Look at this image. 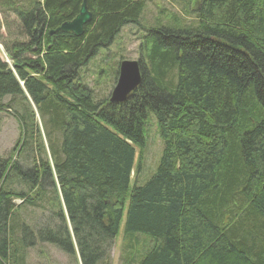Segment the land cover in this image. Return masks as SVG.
I'll use <instances>...</instances> for the list:
<instances>
[{
	"label": "trees",
	"instance_id": "16d2710c",
	"mask_svg": "<svg viewBox=\"0 0 264 264\" xmlns=\"http://www.w3.org/2000/svg\"><path fill=\"white\" fill-rule=\"evenodd\" d=\"M17 1L0 0L18 21L1 24L0 112L20 128L0 155V264H29L40 245L102 264L122 225V264H264V0H199L194 25L149 30L122 104L95 102L81 70L140 25L145 0H86L82 37L50 33L83 0ZM150 113L163 151L131 189Z\"/></svg>",
	"mask_w": 264,
	"mask_h": 264
},
{
	"label": "rangeland",
	"instance_id": "374dc122",
	"mask_svg": "<svg viewBox=\"0 0 264 264\" xmlns=\"http://www.w3.org/2000/svg\"><path fill=\"white\" fill-rule=\"evenodd\" d=\"M17 5L21 3L13 0ZM191 0H145V10L140 20L139 26H126L112 46L107 49H101L97 57L92 60L87 67L82 68L81 77L82 83L87 85L94 92V101L98 102L105 98L111 97V93L115 88L119 75V68L122 61H139L145 57L146 39L149 30H155L159 26H166L167 24H185L194 25L196 22L195 14L198 9L190 8ZM189 14H186L190 10ZM12 11H7L0 7V33L7 40V32L5 28H1V24L5 26L11 23L17 25V18ZM38 30V27H36ZM1 57L5 59L3 54L4 48L0 40ZM11 98H6L4 102L7 104ZM10 112H0V155L3 158L14 155L15 148L18 145L20 137V128L18 122ZM39 118V117H38ZM43 124L41 123V126ZM43 132V130H42ZM146 147L141 158H139L140 150L136 151V166L132 175L131 189L135 185L143 186L155 173L157 165L163 151V141L161 140L157 128L156 118L154 114L150 113L145 126ZM46 142V138L44 140ZM13 160V157H12ZM15 160L27 165L25 155L16 157ZM26 162V163H25ZM141 164V170L138 173L137 164ZM20 204V201H17ZM28 214L26 218H34L32 224H40L42 220L40 212L35 209L27 208ZM124 225L117 239L108 253V258L102 264H122L124 245L127 243L124 236ZM144 237L141 235L140 241ZM143 242H139L141 246ZM139 247V246H138ZM44 250V255L41 251ZM42 257V258H41ZM29 264H75L73 259L69 258L57 248L50 245H40L32 250L29 255Z\"/></svg>",
	"mask_w": 264,
	"mask_h": 264
},
{
	"label": "water",
	"instance_id": "95a60500",
	"mask_svg": "<svg viewBox=\"0 0 264 264\" xmlns=\"http://www.w3.org/2000/svg\"><path fill=\"white\" fill-rule=\"evenodd\" d=\"M195 1L193 3L194 11H196L199 6ZM91 21L92 15L88 10L87 1L83 0L79 15L73 21L64 23L55 32H51V35L62 32L73 34L75 37H82L85 27L90 24ZM141 81L142 74L139 62L123 61L120 64L117 84L111 93L110 102L113 104H122L126 102L129 96L138 90Z\"/></svg>",
	"mask_w": 264,
	"mask_h": 264
},
{
	"label": "bare ground",
	"instance_id": "6f19581e",
	"mask_svg": "<svg viewBox=\"0 0 264 264\" xmlns=\"http://www.w3.org/2000/svg\"><path fill=\"white\" fill-rule=\"evenodd\" d=\"M61 26H62V25H61ZM61 26H60V27H61ZM60 27H59V28H60ZM56 30H57V29H56ZM56 30H55V31H56ZM55 31H51V32H55ZM50 34H51V33H50ZM118 76H119V75H118Z\"/></svg>",
	"mask_w": 264,
	"mask_h": 264
}]
</instances>
